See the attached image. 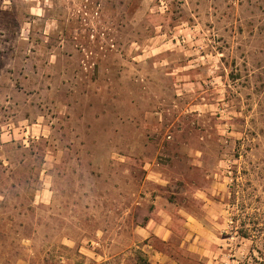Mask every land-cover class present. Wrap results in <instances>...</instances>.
Listing matches in <instances>:
<instances>
[{
  "label": "rangeland",
  "instance_id": "obj_1",
  "mask_svg": "<svg viewBox=\"0 0 264 264\" xmlns=\"http://www.w3.org/2000/svg\"><path fill=\"white\" fill-rule=\"evenodd\" d=\"M0 264H264V0H0Z\"/></svg>",
  "mask_w": 264,
  "mask_h": 264
},
{
  "label": "trees",
  "instance_id": "obj_2",
  "mask_svg": "<svg viewBox=\"0 0 264 264\" xmlns=\"http://www.w3.org/2000/svg\"><path fill=\"white\" fill-rule=\"evenodd\" d=\"M246 236H247V235H246ZM246 236H245V237H246Z\"/></svg>",
  "mask_w": 264,
  "mask_h": 264
}]
</instances>
